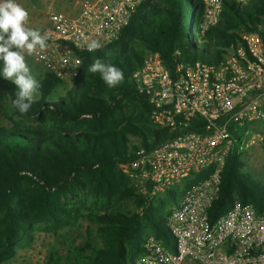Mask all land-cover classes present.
Here are the masks:
<instances>
[{
    "label": "trees",
    "instance_id": "1",
    "mask_svg": "<svg viewBox=\"0 0 264 264\" xmlns=\"http://www.w3.org/2000/svg\"><path fill=\"white\" fill-rule=\"evenodd\" d=\"M197 10L203 11L200 0L141 3L117 41L105 44L98 52H76L81 65L69 87L48 72L38 79L42 85L40 97L27 114H20L13 106L16 85L0 75V89L8 96L12 109L7 124L0 123V264L14 257L17 242L29 235L33 223L55 224L68 216L62 198L87 186L106 197L134 199L140 212H88L86 217L96 226L103 246L93 249L86 259L77 255L72 263L65 264L132 263L144 251L146 231L171 245L167 229L170 209L178 204L184 190L204 180L209 171L194 174L179 187L165 188L168 201L158 206L150 197L135 195L123 186L119 167H131L141 149L151 150L175 136L176 131L138 127L133 122L120 126L116 117L121 114L122 102L147 114L153 110L131 81L147 52L158 53L173 73L181 61L218 65L226 49L236 46L237 41L247 51L240 31H256L264 24V0L244 6L224 2L219 22L199 41ZM184 15L191 18L187 31ZM95 58L121 68L123 83L108 88L99 73L89 72ZM2 66L0 61V69ZM129 134L139 139V146L130 144ZM229 134L235 143L225 159L220 190L208 212L210 222L226 213L235 201L250 204L257 215H264L263 176L251 181L250 175L242 171L244 162L238 151L240 136L235 124L229 127ZM49 261L61 263L53 258Z\"/></svg>",
    "mask_w": 264,
    "mask_h": 264
},
{
    "label": "built area",
    "instance_id": "2",
    "mask_svg": "<svg viewBox=\"0 0 264 264\" xmlns=\"http://www.w3.org/2000/svg\"><path fill=\"white\" fill-rule=\"evenodd\" d=\"M146 1L151 0H77L76 16L49 14L48 47L26 54L59 80H73L81 65L76 52H88L87 43L93 39L103 45L117 41L136 8ZM200 1L203 11L196 26L197 36L203 38L219 22L224 2L244 6L254 0ZM242 40L247 51L237 41L218 65L181 61L173 73L158 53L147 52L132 73L136 91L153 107L154 121L176 131L151 150L141 149L134 163L146 173L150 197L181 186L194 174L209 173L184 190L171 209L167 229L173 243L149 237L144 251L129 264H264V215L235 201L214 222L208 216L235 143L229 127L235 124L239 130L238 151L243 152L245 144L261 137L251 125L264 122V24Z\"/></svg>",
    "mask_w": 264,
    "mask_h": 264
},
{
    "label": "rangeland",
    "instance_id": "3",
    "mask_svg": "<svg viewBox=\"0 0 264 264\" xmlns=\"http://www.w3.org/2000/svg\"><path fill=\"white\" fill-rule=\"evenodd\" d=\"M16 2L29 12L26 27L39 30L44 36L52 30L49 22L50 13L67 14L64 10V5H76V0H16ZM201 17L202 13L200 10H197L195 22L198 23ZM190 20L189 15H184L183 23L186 31ZM246 33L248 32L240 31L238 35L242 39ZM197 38L200 41L201 38ZM137 47H141V44H137ZM25 56L32 74L37 80L40 79L47 71L40 64L34 62L26 53ZM71 82L72 80L65 82L67 87L71 85ZM39 97L40 95L36 99H39ZM50 98L55 99L56 95H51ZM0 109V123L5 125L7 124V117L12 114V109L8 96L1 89ZM116 122L120 126L125 122H133L138 127L163 129L160 127V124L154 121L151 113H144L139 107L130 105L127 102H122L121 114L116 117ZM29 125L34 124L29 123ZM251 126L255 132L260 133L261 137L251 143L245 144L244 151L241 152L244 162L242 171L250 175L251 181H257L260 180L264 173V122H256ZM127 137L132 146H139V139L136 136L129 134ZM119 171L124 178L122 181L124 187L134 191L135 195L150 197V186L146 173L140 167L133 163L131 167L120 166ZM261 185L264 188L263 182ZM117 197V195L106 197L101 193H96L92 186H87L83 190H75L73 193L62 198V202L68 207V216L61 218L55 224L45 222L33 223L28 231L29 235L19 239L15 246L14 257L6 263L40 264L53 258L65 264L67 261L72 263L78 256L86 259L93 249L103 246L96 226L90 223L86 217L88 212L97 214H103L112 210L122 214L140 212L134 199L119 200ZM150 199H152L155 206H158L162 201H168L163 190L159 194L150 197ZM165 211H167V208ZM159 224L163 225V221L160 220ZM149 237L156 239L154 235L146 231L144 242ZM170 239L173 243L171 236ZM86 244L89 246L86 247Z\"/></svg>",
    "mask_w": 264,
    "mask_h": 264
},
{
    "label": "clouds",
    "instance_id": "4",
    "mask_svg": "<svg viewBox=\"0 0 264 264\" xmlns=\"http://www.w3.org/2000/svg\"><path fill=\"white\" fill-rule=\"evenodd\" d=\"M28 19L29 12L16 0H0V61L3 64L0 75L16 85L17 91L12 103L22 115L32 110L42 87L32 74L25 53L31 54L37 48L45 50L48 47L46 36L39 30L26 27ZM103 47L95 39L87 43V51L90 53L98 52ZM88 71L99 73L108 88L119 86L125 79L121 68L106 64L100 58L94 59Z\"/></svg>",
    "mask_w": 264,
    "mask_h": 264
},
{
    "label": "crops",
    "instance_id": "5",
    "mask_svg": "<svg viewBox=\"0 0 264 264\" xmlns=\"http://www.w3.org/2000/svg\"><path fill=\"white\" fill-rule=\"evenodd\" d=\"M64 10L67 12L68 15L70 16H76L78 13V3L76 0V5L74 6H69V5H64ZM252 129V126L250 127Z\"/></svg>",
    "mask_w": 264,
    "mask_h": 264
}]
</instances>
